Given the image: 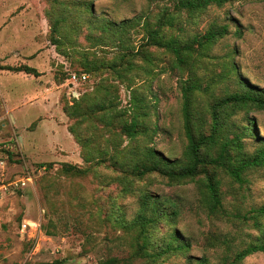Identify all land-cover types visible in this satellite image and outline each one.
Returning <instances> with one entry per match:
<instances>
[{"label":"rangeland","instance_id":"rangeland-1","mask_svg":"<svg viewBox=\"0 0 264 264\" xmlns=\"http://www.w3.org/2000/svg\"><path fill=\"white\" fill-rule=\"evenodd\" d=\"M94 5L97 14L104 12L117 20L143 15L137 26V44L144 39V16L150 15L154 20L162 8L176 10L175 0H95ZM47 7V0H0V264H34L56 258L64 259L66 264H100L109 256L124 259L136 248V230L126 225L137 213L138 197L123 190L128 178L104 163L94 166L86 176L62 171L64 161L87 164L68 129L74 119L65 114L61 100L79 97L104 81L119 85L120 107H128L131 88L116 81L110 70L89 74L80 83L69 80L66 71L70 61L48 35ZM181 19L189 33L204 32L214 22L229 24L230 32L212 50L217 57L204 60L196 70L198 76L207 75V70L219 71L222 56L236 47L233 57L240 75L264 88V0H229L222 6L210 5L192 18L184 12ZM239 26L241 36L235 34ZM151 49L158 65L151 74L139 70L134 75V86L149 101L147 124L158 129L147 143L178 157L187 143L181 84L188 72L174 66L170 53ZM135 61L143 63L139 58ZM21 64L36 67L41 74L1 68ZM234 78L220 79L211 89L196 95V126L204 130L214 126L209 103L228 86L234 88ZM215 116L217 127L228 137L241 135V127L247 123L244 112L228 114L216 110ZM250 116L257 120V133L264 135V111L253 110ZM63 124H67V129ZM68 131L77 147L72 146ZM241 142L244 152L252 153L258 146L251 135L241 136ZM42 162L54 164L40 166ZM219 172L228 211L233 212L236 205L244 213L264 204V165L246 170L243 183ZM133 187L180 196L186 207L177 229L190 239L191 248L185 254L150 264H197L201 257L207 258L209 264L231 262L235 251L264 235V218L255 226L252 220L244 222L235 214L225 218L209 216L197 202L193 182L171 185L153 173L135 180ZM167 225L161 224L156 238L167 233ZM211 234H216L215 239L208 240ZM120 264L148 263L136 257ZM238 264H264V252L256 251Z\"/></svg>","mask_w":264,"mask_h":264},{"label":"trees","instance_id":"trees-1","mask_svg":"<svg viewBox=\"0 0 264 264\" xmlns=\"http://www.w3.org/2000/svg\"><path fill=\"white\" fill-rule=\"evenodd\" d=\"M94 1L47 0L46 15L50 23L48 35L51 41L70 61L66 77L70 78L75 73L80 83L87 80L82 79L84 74L110 70L116 81L125 82L131 88V105L128 107H120L119 85L104 81L79 97L70 100L63 97L61 100L65 114L74 119L68 129L79 144L80 154L87 164L81 166L64 161L61 163L62 171L86 176L94 166L104 163L118 171L120 176L128 178L129 183L124 185L123 190L138 197L137 213L126 225L136 230L135 250L127 258L109 256L101 260L100 264L128 263L136 257H142L150 264L172 255L185 254L191 248L190 239L177 229L178 219L186 209L181 197L133 187L135 180L147 178L153 173L164 177L171 185L195 183L197 202L209 216L225 218L235 214L244 222L252 220L255 226L259 225L260 219L264 218V204L251 207L244 213L236 205L233 212L228 211L219 171L243 183L246 181V170L264 165V135L257 133V120L250 116L253 110L264 111V88L240 75L239 66L233 57L236 47L222 56L219 71L207 70V75L198 76L196 70L204 64V60L217 57L212 50L217 41L230 32L229 24L214 22L204 32L189 33L185 21L181 19L184 12L192 18L210 5L222 6L229 0H175V11L165 7L160 9L154 20L150 15L144 16V39L138 44L135 36L143 15L117 20L104 12L97 14ZM235 34L241 36L240 26ZM151 47L170 53L174 66L188 72L181 84L187 143L178 157H171L147 143V138L151 139L158 129L147 124L149 101L134 86V75L139 70L151 74L158 65L157 55ZM109 51L114 52L112 56L104 54ZM137 58L142 59L143 63L137 64ZM1 68L41 74L36 67L27 64L2 65ZM232 77H235L234 88L228 86L222 95L214 97L209 103L214 126L208 130L196 126L193 112L196 95L211 89L218 80ZM216 110L228 114L244 112L247 123L242 125L241 135H223L217 127L218 118L214 117ZM243 135L257 139L258 146L252 153L243 151ZM143 138L146 142H143ZM53 164L39 163L40 166L49 167ZM164 222L168 224L167 233L156 238L155 233ZM122 223L126 224L124 220ZM215 236L211 234L208 240L215 239ZM256 251L264 252V235L257 241L246 243L235 251L231 262L224 261L222 264H238ZM34 264L66 263L64 259L56 258ZM197 264H209V261L201 257L197 259Z\"/></svg>","mask_w":264,"mask_h":264},{"label":"built area","instance_id":"built-area-1","mask_svg":"<svg viewBox=\"0 0 264 264\" xmlns=\"http://www.w3.org/2000/svg\"><path fill=\"white\" fill-rule=\"evenodd\" d=\"M88 74H84V75H82V79H87L88 78ZM79 76L77 75V74H75V73H72L71 74V76H70V78H69V80H72V81H75V82H78L79 81ZM25 182H23V184H24Z\"/></svg>","mask_w":264,"mask_h":264},{"label":"crops","instance_id":"crops-1","mask_svg":"<svg viewBox=\"0 0 264 264\" xmlns=\"http://www.w3.org/2000/svg\"><path fill=\"white\" fill-rule=\"evenodd\" d=\"M66 121H67V119H66ZM63 126L67 129V124H63ZM68 134H69L70 138L73 140V144L74 145L72 144V146L77 147L76 142L74 141L73 137H71L72 135H71V133L69 131H68Z\"/></svg>","mask_w":264,"mask_h":264}]
</instances>
